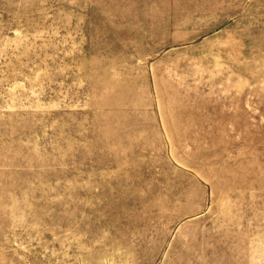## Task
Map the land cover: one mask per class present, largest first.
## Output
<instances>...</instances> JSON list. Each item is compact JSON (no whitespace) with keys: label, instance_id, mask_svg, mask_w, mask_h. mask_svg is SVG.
I'll return each instance as SVG.
<instances>
[{"label":"rangeland","instance_id":"obj_1","mask_svg":"<svg viewBox=\"0 0 264 264\" xmlns=\"http://www.w3.org/2000/svg\"><path fill=\"white\" fill-rule=\"evenodd\" d=\"M0 264H264V0H0Z\"/></svg>","mask_w":264,"mask_h":264}]
</instances>
